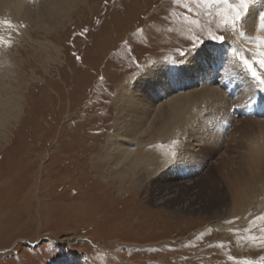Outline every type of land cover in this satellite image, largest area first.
<instances>
[{"label":"rangeland","instance_id":"obj_1","mask_svg":"<svg viewBox=\"0 0 264 264\" xmlns=\"http://www.w3.org/2000/svg\"><path fill=\"white\" fill-rule=\"evenodd\" d=\"M260 1L237 30L221 22L237 0H78L62 22L39 28L16 0L0 3V21L11 22L0 24V77L22 105L0 124V264H264V193L249 216L248 207L232 214L219 177L223 155L245 152L250 138L264 143V84L242 62L264 78V42L242 28ZM237 34L254 39L234 53L225 43ZM207 48L228 55L226 81L211 76L224 101L197 102L193 126L180 114L179 128L168 119L138 135L129 168L102 164L119 89Z\"/></svg>","mask_w":264,"mask_h":264},{"label":"bare ground","instance_id":"obj_2","mask_svg":"<svg viewBox=\"0 0 264 264\" xmlns=\"http://www.w3.org/2000/svg\"><path fill=\"white\" fill-rule=\"evenodd\" d=\"M2 1L3 0H0V3ZM77 1L78 0H40L38 4L32 7L34 2L25 3L21 0L18 1L16 0V4L18 5L17 10L19 8L24 7L23 8L24 15L28 20L35 21L36 22L35 24H37L38 22L40 23V25L46 26L49 24H53L57 21L59 23L62 22L65 17L69 16L68 14L70 12L71 6ZM262 12L264 13V0L257 2L250 8L249 14L246 17L244 26L242 28L245 29V32L246 31L248 32L247 34L248 36L252 35L256 29L257 32H256V37L254 36L255 39L260 41L262 40L264 42L263 40L264 27L260 26V22L257 24V20L261 16ZM19 16L21 17V15ZM37 28H39V25ZM238 34L240 33L238 32ZM238 34L236 36H232V41H230L229 43H225L228 50L233 51L234 53H236L238 50L241 49L239 45L242 39H249L250 41L254 39V38L253 39L247 38L245 36L242 37L240 36L241 34L240 35ZM226 37L230 38V35H227ZM226 52L229 53L228 51H225V53ZM229 54L232 55L231 53ZM239 55H241V53ZM211 60H214L213 62L216 64L217 68H220L219 69L220 71L214 66L213 67L211 66L210 70L207 69L208 65L210 64L212 65ZM227 60H228V55L226 54L221 55L220 51H216L215 48H207L203 51H200L198 49L195 52L190 51L186 57L176 58L175 64L172 62L170 64L161 63L159 65H154L151 68H149L147 71H144V73H142V75L138 77L134 82L122 86L117 92L118 113H117L115 129L109 135L108 138L109 141L106 150L101 157V163L120 165L119 167L129 168V166L134 165L135 163L134 161H132L134 160L135 157V156L132 157V153L135 151L134 148L137 144L136 137L138 135L141 134L149 135L150 133L156 131L159 132V130H163L165 126L167 127V124H165V122L167 123L168 119L175 120L178 125L180 120L178 115L180 116V114L188 115L189 118H193L192 117L193 113L190 115V110L191 108L192 109L195 108L194 106L196 105L197 102L208 103L209 99H211L212 102L216 99L215 100L217 101L216 104H218V100L220 101L219 104H221L224 101L223 94L222 92L217 91L218 88L216 86H212L213 81L211 79V76L214 75V78L216 79L217 76L215 75L216 72L218 71L219 78L217 79V83L220 84L223 81H226V75L223 73V71L230 69V67L225 66ZM233 60L234 59H232V62ZM195 82H197V84ZM196 85L200 86L199 89L197 88L198 90L192 88L193 86ZM11 86L12 85L6 82V79L0 77V124L4 119H7L13 115L15 118H17V114L22 110V105L18 103L19 99L17 100L16 91ZM183 87H187L188 90L187 88H183ZM183 90H187V91H183ZM181 121L182 120H180V122ZM193 122H194V118L192 119V122L190 121V123H187L186 126L188 125L193 126L194 124ZM261 122L263 124V121ZM179 127L180 126L178 125V128ZM256 127L258 129V126ZM263 127L264 126H262V128ZM240 131L242 132V130ZM192 137L193 138H191V136L185 137L187 138V143H189L190 146L200 145L201 141L197 140L198 138L195 139L196 136L195 137L192 136ZM245 138H246V134H245ZM250 139H249L250 142H248V149H246L245 152L240 153L239 151L236 150L235 155L234 153L233 154L231 153L233 156L223 155L219 165V173L221 171L219 177L222 178L225 184L227 185L226 186L227 187L226 192H228L227 198L230 201V203H228L229 204L228 206L230 207V212H232V214H234L237 210L239 211L248 207L246 208V210H244L243 213L246 216H249L250 215L249 211L252 210L253 207L249 205L251 204L254 198H256V200L260 199V197L264 193V143L256 140L257 138H253V139L250 138ZM231 152H235V150H232ZM187 153L188 152L185 151V153H183L184 154L183 156H185ZM126 164H128L129 166L125 167ZM223 169L225 170V172H223ZM252 194L254 197L252 196ZM261 204H263V202ZM257 206L259 207V205ZM243 213L241 214L244 215ZM222 226L224 225L222 224ZM241 238L243 239L242 236Z\"/></svg>","mask_w":264,"mask_h":264},{"label":"snow or ice","instance_id":"obj_3","mask_svg":"<svg viewBox=\"0 0 264 264\" xmlns=\"http://www.w3.org/2000/svg\"><path fill=\"white\" fill-rule=\"evenodd\" d=\"M194 2L204 4V5H212L214 3L221 2V0H194ZM223 3L228 4L229 0H222ZM254 3V0H237V3L232 7L233 14L231 16H225L222 18V24L231 28L232 30H237L242 18L245 16L249 9V5ZM0 24L11 26L10 21H0ZM260 26L264 27V13L260 16ZM212 39H217L223 41L225 36H212ZM0 42H3V37H0ZM261 58L256 62L259 63L262 67H264V52L260 54ZM242 62L245 66H247L248 71L251 75L261 84H264V78H261L260 75L257 74L256 70L253 68L252 62L247 58H242ZM260 219L264 220V216H261Z\"/></svg>","mask_w":264,"mask_h":264}]
</instances>
